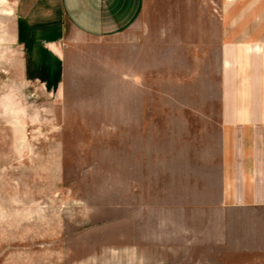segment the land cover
<instances>
[{
  "label": "rangeland",
  "instance_id": "obj_1",
  "mask_svg": "<svg viewBox=\"0 0 264 264\" xmlns=\"http://www.w3.org/2000/svg\"><path fill=\"white\" fill-rule=\"evenodd\" d=\"M185 1L158 3L156 128L118 130L105 83L98 99L80 88L83 98L69 99L60 115L50 99L37 108L30 101V116L41 120L25 130L14 121L12 187L0 188V264H244L180 253L181 213L199 197L194 177L213 147L222 76L213 16L223 0ZM254 1L253 12L264 7ZM181 9L203 17L182 20L198 50H181L176 39L170 49L171 16Z\"/></svg>",
  "mask_w": 264,
  "mask_h": 264
},
{
  "label": "crops",
  "instance_id": "obj_2",
  "mask_svg": "<svg viewBox=\"0 0 264 264\" xmlns=\"http://www.w3.org/2000/svg\"><path fill=\"white\" fill-rule=\"evenodd\" d=\"M184 1L6 0L0 28L2 190L12 187L7 148L14 144V121L25 130L41 120L38 113L30 116V101L37 108L50 99L60 115L69 99L83 98V86L88 98L98 99L95 93L107 84L118 130L126 123L133 130L156 128L158 3L171 2L174 9ZM242 3L238 10L237 0H223L213 16L222 66L216 135L199 158L198 200L181 213L180 253L186 259L264 264V7L253 12L257 1ZM176 12L170 13L177 29L168 33L170 49L176 39L181 50H198L190 47L182 20L202 15ZM20 141L15 145L27 140Z\"/></svg>",
  "mask_w": 264,
  "mask_h": 264
},
{
  "label": "bare ground",
  "instance_id": "obj_3",
  "mask_svg": "<svg viewBox=\"0 0 264 264\" xmlns=\"http://www.w3.org/2000/svg\"><path fill=\"white\" fill-rule=\"evenodd\" d=\"M5 4V0H0V5Z\"/></svg>",
  "mask_w": 264,
  "mask_h": 264
}]
</instances>
